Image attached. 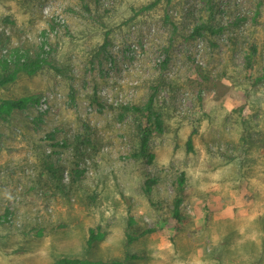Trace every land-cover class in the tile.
Returning <instances> with one entry per match:
<instances>
[{
    "label": "rangeland",
    "instance_id": "1",
    "mask_svg": "<svg viewBox=\"0 0 264 264\" xmlns=\"http://www.w3.org/2000/svg\"><path fill=\"white\" fill-rule=\"evenodd\" d=\"M42 45L0 82V264H261L264 0H0V58Z\"/></svg>",
    "mask_w": 264,
    "mask_h": 264
},
{
    "label": "trees",
    "instance_id": "2",
    "mask_svg": "<svg viewBox=\"0 0 264 264\" xmlns=\"http://www.w3.org/2000/svg\"><path fill=\"white\" fill-rule=\"evenodd\" d=\"M202 26H197L192 35H198L201 34ZM110 44L109 39L106 38L104 42L101 44L99 48V53L107 52V47ZM49 55L50 52L44 48V45L36 47L34 50H31L29 48H16L12 51L9 57H2L0 58L1 63V72L5 74V77H2L0 75V82H4L5 80H8V78H12L11 75L16 74L18 72H28V73H34L37 70H39L41 67H43L45 64L50 63L49 62ZM250 60V58L248 57ZM250 67L251 61H249ZM264 79V75L260 78ZM39 95H31L28 97H24L18 100H10L8 101L9 108H12V106L17 107H24L30 104H36L39 100ZM155 97H156V90L152 92L147 101L144 104H124L122 106V117L129 112H134L139 115V121H138V129L140 132V156H145L146 159L151 163L153 161L154 155L149 152V146H150V138L154 131L161 132L163 130V118L161 112L156 108L155 105ZM48 137H54L52 133L48 134ZM76 141H81L82 143H89L90 139L85 138L82 139V136L78 135L76 137ZM191 137L188 141V143L191 145ZM59 146H67L68 143L66 141L58 142ZM148 179L146 180L147 188L145 189L146 192H149L151 187L156 184V179L150 178V176H147ZM184 175H181L179 179V183L182 184L184 182ZM181 203V199H177L176 205V213H178L179 210V204ZM103 236V235H102ZM98 235L94 230L91 231L90 236V244L94 242V240L98 239ZM132 238V235L130 237ZM264 261V252L259 256L257 259L253 260V263H262ZM58 264H78L81 262V260L77 258H62L59 259Z\"/></svg>",
    "mask_w": 264,
    "mask_h": 264
}]
</instances>
